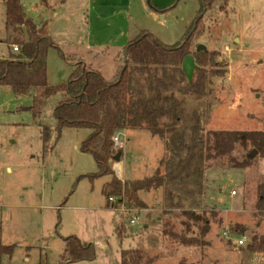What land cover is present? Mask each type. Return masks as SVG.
I'll list each match as a JSON object with an SVG mask.
<instances>
[{
  "label": "rangeland",
  "instance_id": "obj_1",
  "mask_svg": "<svg viewBox=\"0 0 264 264\" xmlns=\"http://www.w3.org/2000/svg\"><path fill=\"white\" fill-rule=\"evenodd\" d=\"M3 1L0 59L8 51ZM44 1L20 3L34 24L46 23L58 47L47 53L50 86L71 75L74 66L64 58H81L110 81L126 60L122 48L140 31L175 45L200 8L199 0ZM222 1L203 9L198 34L188 42V55L198 67L191 85L181 62L147 69L128 62L130 98H144L161 113L156 124L164 137L144 129L121 132V155L112 170L121 182L141 180L151 177L163 159L161 174L167 178L163 188L140 194L145 205L134 212L107 208L101 190L109 176L85 177L97 171L92 156L80 150L88 130L57 133L51 102L35 120L30 96L15 97L0 88V247H12L10 254L0 255V264H120V250L129 248L142 249L153 259L150 264H264V254L247 250L253 236H264V217L255 215L264 196V157L256 153L249 167L230 168V158L240 162L251 154L250 145H238L230 156L205 158L209 132L264 129V0H232L226 13L220 10ZM199 45L206 52H196ZM38 123L50 130L45 146ZM179 162L188 163L180 167ZM182 211L207 220L203 243L187 246L164 233L185 232L183 222L189 221ZM132 217L138 221L130 225ZM113 220L126 227L121 243ZM186 235L201 239L195 228ZM72 236L93 246L94 260H63V240ZM240 239L243 246L237 244Z\"/></svg>",
  "mask_w": 264,
  "mask_h": 264
},
{
  "label": "trees",
  "instance_id": "obj_2",
  "mask_svg": "<svg viewBox=\"0 0 264 264\" xmlns=\"http://www.w3.org/2000/svg\"><path fill=\"white\" fill-rule=\"evenodd\" d=\"M44 1V0H43ZM200 8L191 25L188 27L181 41L172 46H165L156 40L150 33L140 31L138 36L129 41L122 48L124 57L128 62L139 69L150 66L164 67L176 65L188 55V42L198 34L202 20L203 9L209 10L215 0H199ZM232 0H223L220 10L225 11L226 5ZM5 32L7 38V57L0 59V88H9L15 97L30 96L32 103L30 112L38 120L50 100L52 114L56 121V130L59 133L64 128L86 129L89 131L87 138L81 143V152L92 156L97 171L85 176L94 180L102 176L110 179L102 187V195L106 199V206L117 209L120 206L128 209H141L144 203L140 198L141 193L157 191L165 186L166 176L161 174L164 160L160 161L158 169L151 177L141 180L121 182L114 175L112 164L120 149H115L113 139L116 134L125 130H147L152 135L164 137V130L156 124L160 114L152 108L150 102L144 98L135 101L130 98L133 70L126 67L120 77V72L112 83L104 80L102 75L87 65L81 58H69L74 66L68 80L59 86H50L46 77V58L51 48L58 47L47 35L46 23L36 25L24 14L20 0H4ZM46 4V1H44ZM226 13V11H225ZM26 32V38L21 34ZM24 35V33H23ZM16 46L18 52L14 53L12 47ZM122 69V68H121ZM200 72L197 71L198 75ZM192 84V83H191ZM188 84V85H191ZM43 146L49 139L50 130L47 126L38 123ZM251 146V153L255 150L264 157V129L262 131H213L206 135V159L230 156L236 146ZM45 151V150H44ZM250 155V154H249ZM245 156L240 162L230 158V168L245 169L249 167L252 159ZM188 163V162H187ZM179 162L178 166L187 165ZM184 168V167H183ZM182 171L180 172L181 175ZM113 200V202L110 201ZM189 223L183 222L184 231L180 234L164 233L178 239L182 244L191 246L203 243V238L208 234V224L201 214L182 211ZM255 215L264 217V196L258 198ZM114 236L121 243L128 236L123 223L113 220ZM195 228L196 236H187L186 233ZM241 234L245 229L235 228ZM64 242L63 260L66 262L92 261L95 258L94 248L91 244L82 242L76 237H68ZM251 252L264 254V236H253L247 246ZM12 247H0L1 254H10ZM153 261L139 248L120 250V264H150Z\"/></svg>",
  "mask_w": 264,
  "mask_h": 264
},
{
  "label": "water",
  "instance_id": "obj_3",
  "mask_svg": "<svg viewBox=\"0 0 264 264\" xmlns=\"http://www.w3.org/2000/svg\"><path fill=\"white\" fill-rule=\"evenodd\" d=\"M206 52V49L199 45L196 49V52ZM127 67V59L124 61L123 67L120 71V77L123 74V72L125 71ZM198 69V67L196 66L195 62H194V58L192 55H186L181 62V70L188 82V84L192 83V79H193V74L194 72ZM49 102H51L52 104L56 105L57 101L56 100H50ZM257 152L255 150H253V152L249 155V158L251 159ZM120 159V154L118 153L115 158L114 161L118 162Z\"/></svg>",
  "mask_w": 264,
  "mask_h": 264
},
{
  "label": "built area",
  "instance_id": "obj_4",
  "mask_svg": "<svg viewBox=\"0 0 264 264\" xmlns=\"http://www.w3.org/2000/svg\"><path fill=\"white\" fill-rule=\"evenodd\" d=\"M12 51L14 53L18 52V48L16 46H13L12 47ZM119 136H120V133L116 134V136L113 139V144H114V148L115 149H120L121 150V142L119 141ZM110 201L113 202L112 199H110ZM122 208H123V206H122ZM121 211H123V209H121ZM126 211L134 212L132 210H126ZM123 212H125V211H123ZM136 221H138V217H132V219L129 220V224L133 225V224H135ZM223 236L227 237V234L224 233ZM237 244H238V246H243L245 244V240L244 239H240V240H238Z\"/></svg>",
  "mask_w": 264,
  "mask_h": 264
},
{
  "label": "crops",
  "instance_id": "obj_5",
  "mask_svg": "<svg viewBox=\"0 0 264 264\" xmlns=\"http://www.w3.org/2000/svg\"><path fill=\"white\" fill-rule=\"evenodd\" d=\"M121 52H122V50H121ZM97 71V70H96ZM99 72V71H98ZM118 72H119V68H117L116 69V71H114V75L112 76V79L110 80V81H108V80H106L104 77V80L106 81V82H108V83H112V82H114V80H115V78H116V76H117V74H118ZM100 73V72H99ZM101 74V73H100ZM118 166V170H119V164L117 165ZM115 171H117V170H115Z\"/></svg>",
  "mask_w": 264,
  "mask_h": 264
}]
</instances>
